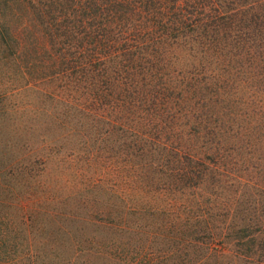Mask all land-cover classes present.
Returning <instances> with one entry per match:
<instances>
[{
  "label": "rangeland",
  "instance_id": "rangeland-1",
  "mask_svg": "<svg viewBox=\"0 0 264 264\" xmlns=\"http://www.w3.org/2000/svg\"><path fill=\"white\" fill-rule=\"evenodd\" d=\"M78 1L0 0L9 264H264V53L167 40L150 83Z\"/></svg>",
  "mask_w": 264,
  "mask_h": 264
},
{
  "label": "trees",
  "instance_id": "trees-1",
  "mask_svg": "<svg viewBox=\"0 0 264 264\" xmlns=\"http://www.w3.org/2000/svg\"><path fill=\"white\" fill-rule=\"evenodd\" d=\"M79 1L80 5L76 10L79 12V16L75 20L81 26L88 27L89 24H93L98 25L100 28L113 24L118 34L123 35L127 40H135V43L131 44L128 49L134 48L132 46H135L136 43L138 45L153 42V49L147 52L137 50L138 52L134 53V55L140 53L139 55L148 64L130 63L127 68V71L134 74V76H138L139 72H147L152 77L150 83H154L156 80L154 78H157L165 67V60L169 59V57L165 58L166 52H162L160 48L167 40L175 39L177 41L181 37L198 39L203 42V47L211 48L220 55L224 54L230 57L257 56L260 52L264 53V0ZM90 20H93V22L90 23ZM110 30L113 31L114 29L110 28ZM104 35H106L104 32H98V36ZM97 39L101 40V38ZM126 50L125 48L113 50V57L117 62L112 66H115V72L125 59L123 53ZM163 55L164 58H162ZM106 57L105 55L100 59ZM88 70L85 68L86 72ZM104 74L106 80H110L113 76L112 73L109 74L106 70ZM116 81L117 84L119 81L120 84L124 83L117 77ZM136 81L134 78L131 83ZM8 204V201L4 202L5 206H8ZM4 231L6 233L5 229ZM5 233L0 229V252L3 254V259L0 258V264H9L8 252H6L8 243L6 242Z\"/></svg>",
  "mask_w": 264,
  "mask_h": 264
}]
</instances>
